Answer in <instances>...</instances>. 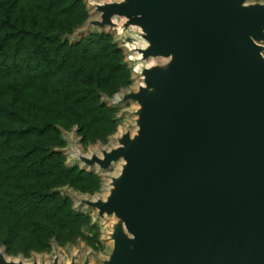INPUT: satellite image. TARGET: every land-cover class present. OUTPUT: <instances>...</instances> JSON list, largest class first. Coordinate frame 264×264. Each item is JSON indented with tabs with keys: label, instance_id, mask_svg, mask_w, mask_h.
<instances>
[{
	"label": "water",
	"instance_id": "95a60500",
	"mask_svg": "<svg viewBox=\"0 0 264 264\" xmlns=\"http://www.w3.org/2000/svg\"><path fill=\"white\" fill-rule=\"evenodd\" d=\"M94 10L77 38L123 17L148 43L141 59L165 60L116 102L137 103L134 132L85 158L99 172L124 162L105 199L82 201L117 219L103 264H264V2L107 0ZM0 264L37 263L0 250Z\"/></svg>",
	"mask_w": 264,
	"mask_h": 264
},
{
	"label": "rangeland",
	"instance_id": "374dc122",
	"mask_svg": "<svg viewBox=\"0 0 264 264\" xmlns=\"http://www.w3.org/2000/svg\"><path fill=\"white\" fill-rule=\"evenodd\" d=\"M54 1L56 3L53 4L54 8L50 12L51 14L43 15L34 6L38 3L36 0H0V15L4 17L3 12L9 8L13 10V17L17 12L19 16L24 13L29 28L35 29L33 24L41 22L47 31L65 43L64 49L61 51L63 54L83 37L90 34H106L111 45L108 64L113 65L121 84L111 94L96 88L97 84L91 80L90 76H94V79L97 80L98 74L101 77L105 68L103 64L101 65L102 60L97 62L91 58L90 50L86 48L87 43H85V86H83L85 87V100L79 104L81 109L85 106L83 122L85 124L57 123L54 127L55 131L45 132L38 137L25 136L10 139L8 147L11 149L17 147L15 152H21L22 145L28 147L30 141L33 143L36 141L38 145L47 150L49 156H42L40 154L43 153L36 152L27 158L22 157L17 160L6 158L8 161L3 159L0 162L3 163L0 182L8 183V189L12 193L19 194L20 201L36 203L45 198L47 206L58 204L68 213L69 228H50L47 232L40 228L31 230L23 224L32 221L39 225H48L46 221L55 222L56 218H44L43 214L28 216L31 206L26 207L22 213L16 214L10 211L11 204L9 202L0 201V250L4 251L6 258L20 259L27 263H51L55 256H59V264H65L74 255L76 264H82L86 257L90 264H103L112 250L110 233L117 219L110 215L106 216L103 222L98 221L95 209L86 207L82 201L85 198L105 196V186L108 180L104 182L105 176L102 172L81 166L77 159L70 155V152L77 149L83 154H88L95 148L106 147L112 136L115 134L118 136L123 132L124 126L132 129L133 108L135 107L132 103L134 101L129 100L118 105L114 98L121 95L122 90L134 91L137 85L142 83L140 75L142 68L161 65L165 60L163 58L142 60L138 52V49L143 47L140 29L136 26L124 29L125 20L120 17L114 19L115 26L113 28L106 30L91 28L88 33L81 34L82 36L77 38V34L81 31L86 32L88 29L87 22L96 18L95 5L107 0ZM246 2L262 3L264 0H246ZM59 7H62L63 11H59ZM48 19H54L58 26L52 27L53 25ZM262 44L264 45V42ZM57 45L55 44L51 49V54L55 53ZM262 54L264 56V48ZM135 71L137 72L134 74ZM18 79L14 80L9 77L1 79L0 95L2 94L5 99L15 100L16 105L18 104L20 107L23 106L29 110L36 108L35 122L40 128H42L43 122L48 119L47 108H53V105L60 108L67 107L66 100L62 101L61 98L54 95L56 97L49 102L48 91L32 86L24 88V84L21 82L22 78ZM19 81L20 86L16 90L14 82L18 83ZM94 105L101 107L96 108ZM24 124L17 121L12 123L16 127H24ZM7 153L10 154V152ZM13 154L15 153L13 152ZM67 170H71L69 175H66ZM113 170L110 169L109 173Z\"/></svg>",
	"mask_w": 264,
	"mask_h": 264
},
{
	"label": "trees",
	"instance_id": "16d2710c",
	"mask_svg": "<svg viewBox=\"0 0 264 264\" xmlns=\"http://www.w3.org/2000/svg\"><path fill=\"white\" fill-rule=\"evenodd\" d=\"M38 3L34 6L46 15L53 11L54 0H36ZM21 8V7H20ZM19 8V9H20ZM65 9V8H64ZM59 11H63L59 7ZM4 17L0 15V27L2 32L0 35V80L12 78L19 80L22 78L24 88L32 86L39 90L45 89L48 91L49 102L56 96L66 100L67 107H58L53 105V108H47V120L43 122L40 128L36 120V108H24L16 105L15 100L5 99L0 95V162L3 159H20L27 158L33 153H43L40 155H47V150L44 147L30 141L28 147L23 146L20 151L8 147L10 139H17L19 137L33 136L38 137L45 132L55 131V124H71L77 122L85 124V106L81 109L79 105L81 101L85 100V43L87 49L90 50V56L95 61L102 60L104 74L97 80L94 76H90L91 80L95 81L96 88L102 92L111 94L116 91L121 81L116 75L113 65L108 64V59L111 53V45L108 36L104 33L98 35L90 34L87 37L81 38L76 44L71 45L69 49L61 52L64 44L56 35L51 34L46 30L41 22L34 23L33 27L29 28V23L24 17L18 15V12L13 17L12 9H5ZM2 14V15H3ZM51 14V13H50ZM52 23V27L58 26L54 19H48ZM5 26V27H4ZM6 28V29H5ZM12 28V30H11ZM37 28V29H36ZM57 45L55 53L51 54V49ZM42 61V62H41ZM40 66L41 69H40ZM24 80V81H23ZM6 81H4L5 83ZM6 84V83H5ZM16 90L19 89L20 81L14 82ZM83 88V89H82ZM56 95V96H54ZM39 104V103H38ZM94 107H101L94 105ZM93 108V107H92ZM28 109V110H25ZM50 109V110H49ZM27 111V113H25ZM21 122L24 127L13 126V122ZM14 143V142H13ZM19 150V148H18ZM7 152H10L8 155ZM13 152L15 154H13ZM8 161V159H6ZM1 169L3 163H0ZM21 165V163H19ZM71 170L66 171L69 175ZM58 178V176H57ZM3 182V183H2ZM0 182V201L9 202L10 211L16 214L22 213L26 207H30L28 216H36L43 214L44 218L55 219V222L46 221L48 225H39L34 222H25L23 225L31 230L44 229L46 232L50 228H69L68 213L60 208L56 203L47 206L48 203L45 198L34 203L33 201H20L19 194L12 193L5 181ZM32 195V194H30ZM41 203V204H40ZM39 204V205H38ZM25 214V213H23ZM40 223V222H38ZM52 224V225H49ZM55 226V227H54ZM71 230V229H69Z\"/></svg>",
	"mask_w": 264,
	"mask_h": 264
},
{
	"label": "bare ground",
	"instance_id": "6f19581e",
	"mask_svg": "<svg viewBox=\"0 0 264 264\" xmlns=\"http://www.w3.org/2000/svg\"><path fill=\"white\" fill-rule=\"evenodd\" d=\"M108 1H110V0H108ZM111 1H119V0H111ZM247 3V2H246ZM116 18V16H114L113 18H112V21L114 22V19ZM121 18H123V17H121ZM124 19V18H123ZM131 26H135V25H131ZM136 27H138V26H136ZM139 28V27H138ZM140 29V28H139ZM141 30V29H140ZM148 45V43H147V41L145 40V39H143V47H141V49H144L146 46ZM139 56H140V58H141V54L139 53ZM149 60L151 59V60H153V59H155V57H149L148 58ZM148 67V66H147ZM135 70V69H134ZM137 71H135L134 72V74L136 73ZM121 97H122V95H117L115 98H114V100H115V102H117V101H119V100H121ZM132 105H134L135 107L133 108V110L135 111L136 109H137V107H138V105H137V103H132ZM134 111H133V118H132V123H133V128L132 129H129L127 126H124V128H123V132L121 133V134H119L118 136H112L111 138H110V143L106 146V147H104V148H110V147H113V146H116L117 144H118V141H117V139L125 132V131H129L130 133H133L134 132V130H135V119H136V115L134 114ZM92 152H96L98 155H100L101 153H100V151H99V148H95L93 151H91L90 153H88V154H83V153H81V152H79L77 149H73L72 150V152H70V155L73 157V158H76L77 159V161L80 163V164H84L85 163V158H87V157H89L90 156V154L92 153ZM123 161L122 160H119V161H117V162H114L112 165H111V167L109 168V169H107V170H103V171H101L102 172V174L105 176V178H104V182H106L107 180H108V183H107V185L105 186L106 188H105V190H106V193H105V196H103L102 195V197H101V199H105V197L108 195V193H109V190H110V188L112 187V185H111V177L112 176H115V175H117L119 172H120V170H121V168H122V165H123ZM85 165V168H89V166L88 165H86V164H84ZM92 169H96L97 170V166L96 165H94V166H92ZM110 169H114L115 170V172H114V170L111 172V173H109L110 172ZM104 186V185H103ZM97 198H99V197H92L90 200H96ZM85 199H88V198H85ZM86 206V205H85ZM113 216V215H112ZM105 217H106V215H103V216H99V217H96L97 218V220L98 221H104V219H105ZM115 223H116V221H115ZM123 225V224H122ZM72 257H74V264H76V258H75V256L73 255ZM71 257V258H72ZM71 258L70 259H68L67 261H66V263L65 264H70V261H71ZM7 259H9V258H7ZM14 261H17L18 259H13ZM90 263V262H89ZM37 264H39V263H37ZM44 264H51V263H44ZM57 264H59V256H58V262H57Z\"/></svg>",
	"mask_w": 264,
	"mask_h": 264
}]
</instances>
